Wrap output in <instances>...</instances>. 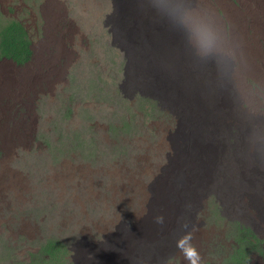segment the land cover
Segmentation results:
<instances>
[{"label": "rangeland", "instance_id": "obj_1", "mask_svg": "<svg viewBox=\"0 0 264 264\" xmlns=\"http://www.w3.org/2000/svg\"><path fill=\"white\" fill-rule=\"evenodd\" d=\"M186 1L226 42L207 55L192 47L222 73L227 58L246 111L241 126L264 130V0ZM113 7L114 0H0L2 170L13 165L24 173V237L17 248L9 243L8 264L24 258L26 238L38 247L39 264H70L71 244L83 237L93 242L108 231L107 220L134 222L137 230L187 202L176 193L161 210L160 195L181 162L177 119L150 98L124 97L126 59L107 24ZM235 15L246 28L243 56L227 48ZM246 163L237 166L236 182L243 184ZM227 200V218L215 197L198 215L193 243L203 264H264V198L257 208L229 213L249 202L238 184L227 188Z\"/></svg>", "mask_w": 264, "mask_h": 264}, {"label": "bare ground", "instance_id": "obj_2", "mask_svg": "<svg viewBox=\"0 0 264 264\" xmlns=\"http://www.w3.org/2000/svg\"><path fill=\"white\" fill-rule=\"evenodd\" d=\"M191 7L186 0H114L107 22L112 25L109 30L112 45L119 48L126 59L120 86L124 97L150 98L177 119L175 138L182 144L177 141L175 144L181 162L166 182L167 193L159 194L161 210L164 211L168 203L172 204L169 196L176 193L185 196L187 202L166 208L170 211L166 217V212L160 213L166 219L167 225L163 226L146 222L135 230L134 222L122 219L117 224L114 219L107 220L108 231L93 242L83 237L71 244L68 248L70 264H181L183 259L176 248V240L183 233L181 217L197 227L204 202L215 197L222 207V215L227 218L230 206L227 188L238 184L240 198L248 197L249 202L239 204V210L232 207L229 213H242L263 205L260 201L264 198V130L255 132L257 130L251 126H241L239 115L246 111L241 107L231 68L227 71V58L222 73L214 59L198 56L189 42L179 21L182 12ZM261 11L264 13V6ZM253 15L257 17V13ZM235 16L237 20L227 48L243 56L242 37L246 28L239 22L241 17ZM15 21L18 22V16ZM260 26L264 30V23ZM215 31L217 43L225 44ZM29 48L33 50V43ZM252 149L255 151L251 152ZM245 159L248 167L245 175H241L242 184L235 181V173L240 171L237 168ZM3 161L0 155V178H4L0 182V264H8L9 243L17 248L20 238L24 237V173L13 165L9 166V171L2 170ZM170 188L172 191H168ZM260 219L264 220V212ZM31 243L28 238L22 241L24 252L20 253L25 256L16 264H39L40 251L32 246L33 240Z\"/></svg>", "mask_w": 264, "mask_h": 264}, {"label": "clouds", "instance_id": "obj_3", "mask_svg": "<svg viewBox=\"0 0 264 264\" xmlns=\"http://www.w3.org/2000/svg\"><path fill=\"white\" fill-rule=\"evenodd\" d=\"M179 22L189 42L198 52L207 55L214 50L218 36L211 22L195 15L188 9L182 12ZM152 222L163 226L165 217L163 214L155 215L152 217ZM181 228L183 233L176 240V248L182 254L187 264H203L201 253L193 243L196 229L183 217H181Z\"/></svg>", "mask_w": 264, "mask_h": 264}]
</instances>
